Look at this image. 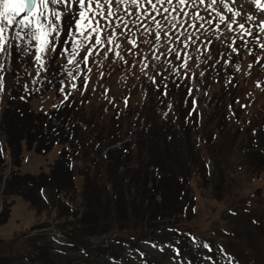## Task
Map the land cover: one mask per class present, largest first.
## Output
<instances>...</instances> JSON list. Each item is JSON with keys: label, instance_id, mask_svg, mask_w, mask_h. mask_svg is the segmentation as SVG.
I'll list each match as a JSON object with an SVG mask.
<instances>
[{"label": "trees", "instance_id": "16d2710c", "mask_svg": "<svg viewBox=\"0 0 264 264\" xmlns=\"http://www.w3.org/2000/svg\"><path fill=\"white\" fill-rule=\"evenodd\" d=\"M215 64L209 63L204 68L205 76L197 81L203 94H208L214 85L222 86L217 101L213 99L217 102L213 112L200 109L191 85L174 77L166 80V87L159 90L161 94L157 97L161 100L156 101V96L151 95L142 107L129 105L124 111L115 103L96 107L86 94L52 112L36 114L29 105L33 96L30 91L16 85L12 96L6 97L3 88L0 90V106L4 107L0 111V168L11 167L13 171L5 179L0 172L2 195L7 198L16 193L28 202H41L42 207L59 209L62 218H71V231L66 240L75 253L82 254L80 264H89L90 257H95L100 264H132L137 257V264H176L187 259L192 260L191 264L196 261L200 264V258H195L197 252L201 258L206 257L208 264H224L223 256L225 264H250L253 247L244 251L241 243L231 242L235 250L233 246L224 249L211 242L208 244L211 252L208 248L204 252L195 251L190 243L191 232L182 229L187 217L191 219L195 213L192 181L198 180L206 190L215 181L214 169L224 164L229 166L230 156L252 155L249 151L244 153V142L240 139L243 133H248L242 130L241 124L235 125L230 115L238 112L227 108V96L238 95L237 83L230 81L228 74L223 79L227 71L224 60ZM25 66L26 59L18 58L15 51L13 74L9 76L16 79ZM25 75L21 79L23 83ZM149 90L150 95L154 90L152 87ZM43 93L44 88L39 95ZM168 101L172 103V111L165 109ZM15 117L21 118L17 128L11 121ZM256 120L251 121L249 130L261 127L259 133L264 136V117ZM23 143L39 154L49 153L56 145L64 149L52 165L51 173L22 175L13 167H21ZM204 151L208 161L202 158ZM260 153L262 156L264 152ZM62 175L65 181L60 178ZM81 178L80 186L77 181ZM135 204L136 211L128 208ZM255 218L259 224L264 222V219L260 222L259 215ZM133 221L134 224L141 222V228L124 233L123 228H131ZM36 230L41 228L35 226L28 233H16L11 243L0 247V264H60L53 260L55 255L47 231L35 233ZM240 230H235L239 236ZM85 234L108 235V238L99 245L79 242L78 235ZM125 243H132L130 250H126ZM25 244L33 246L29 262L22 258L19 249ZM180 244L177 255L174 248ZM147 248L154 252L149 253ZM159 255L168 256L166 260L173 262L159 260Z\"/></svg>", "mask_w": 264, "mask_h": 264}, {"label": "rangeland", "instance_id": "374dc122", "mask_svg": "<svg viewBox=\"0 0 264 264\" xmlns=\"http://www.w3.org/2000/svg\"><path fill=\"white\" fill-rule=\"evenodd\" d=\"M103 2L104 0H101V3ZM259 5L257 0H217L215 4H212L211 0H205L203 4L197 0L195 4L186 3L184 5H179L178 0H172L171 4L165 3L163 6L157 4V8L163 13L161 15L152 11L150 5L147 4L137 9L130 4L116 5L115 0H113L112 11L115 15L109 17L108 21H101V24H120L119 17H123L125 22H131L128 23L127 28L121 25L115 31L111 26L103 28L100 38L102 40L110 39L112 43L108 44L96 45L95 34L91 36L89 41L80 39L77 34L80 43L87 46L80 50L76 60L79 61L85 56V53L92 52V55L87 58V67L84 64H79L77 70L76 64H69L66 59L59 58V49H57L55 58L51 54L47 57L51 64L46 75L44 73L47 71L40 70L39 65L35 62L37 53L34 50H32L33 55L27 57L30 61L33 77L36 75L35 77L41 78L43 74L45 75L43 80L38 82L39 84H33L37 91L44 88L42 95L37 94L36 91L38 97L31 103L36 112L52 110L69 101V98L78 91L80 94H89L96 107L104 103H115L123 111L129 105L142 107L152 97L151 95L156 96V101L161 100L157 95L161 94V88L166 87L165 81L172 79V77L185 80L191 85L200 109H208L213 112L222 86L214 85L208 94L206 92L203 94L196 82L205 76L204 68L208 67L209 63L216 62V66L218 61L224 60L226 63L224 69L227 71L222 70L225 72L223 79L228 74L230 81L231 79L236 81L235 91L238 93L237 96H234L230 91L232 94L227 96V108L238 112V114H232L230 111V115L233 116L234 124H241L242 130L248 133H243L240 139L244 142L242 143L244 144V153L249 151L252 155H248L246 158H242L237 153L230 156L228 158L229 166L224 164L225 167L222 165L221 168L214 169L215 181L206 190L200 181V184L198 180L192 181L191 186L194 189L196 199V206L193 209L195 213L191 219L187 217L186 225L182 223L184 225L182 229L185 230L184 232H191V235L194 236L195 239L190 243L195 248L197 241L201 246L214 241L223 243L230 249L233 246L231 242L238 241L242 244L243 250H249L250 246L253 247L254 253L251 256L250 264H264V222L259 224L255 221V215H259L260 222L264 219V167H259V165L264 164V153L262 156L260 153L264 152V136L259 133L261 127H254L255 129L249 130L252 127V120L264 117V47L261 46L264 44V30H262L264 28V24H262L264 22V10L261 7L264 6V0H259ZM164 7L168 8V12L163 11ZM93 8H95V4H93ZM104 9L105 16H107V4H104ZM145 9L151 14L145 15ZM60 11H66V9L60 8ZM129 11L132 15H128ZM197 13L203 19H198ZM221 15L226 18L224 22L220 20ZM138 16L141 22L137 21ZM172 17H176V19L172 20ZM16 19H20V17H16ZM65 19L68 23H72L70 15L66 16ZM96 19L99 20L100 17L97 16ZM170 20L172 23L169 22ZM229 20L232 22V31L226 27ZM157 22L164 26L163 30H159L158 36ZM173 24H175L174 28ZM241 24L244 26L243 28L240 27ZM248 30L251 31L252 35H247ZM189 33L192 35L189 36ZM11 34V32L7 33L9 36ZM85 34L88 35V33ZM254 37L256 38L254 39ZM133 41L137 47H133ZM62 43L63 37L61 38ZM234 48L238 51H233ZM169 49H176V52L169 51ZM197 49L199 50L197 51ZM250 52L251 54H249ZM115 53H120L123 59H120ZM226 58L227 60H225ZM5 61L6 73L12 74L11 70L9 71L10 56H7ZM145 64L148 65L146 69L144 68ZM181 64L187 66L181 67ZM87 68H91L92 71H87ZM68 71H72V76L68 75ZM73 76L77 79L73 80ZM150 76L154 77L155 83L149 79ZM7 78L10 87L17 84L15 81L18 78ZM61 81L64 83L61 84ZM72 83L77 84V89H72ZM85 84L87 85L86 88L84 87ZM149 87L154 90L150 92V95ZM69 93L70 95H68ZM164 94L167 95L166 92ZM65 95H68L67 99H65ZM3 109L4 107L0 106V111ZM165 109L172 111L173 107L170 101L165 102ZM161 114H163L162 111ZM20 120L21 118L18 117L11 120L13 126L17 128ZM61 150L62 146H57L49 153L39 154L34 150H25L24 145L21 167L13 168L22 175H38L43 172L49 174L52 165L60 158ZM204 152L202 158L204 161H208L207 152ZM210 159L212 160V155ZM6 160L10 164L9 157ZM240 161L243 166H240ZM77 169L78 167L75 168L76 174H78ZM12 171L11 167L0 168V172H3V179ZM60 178L65 181L64 175ZM77 182L81 186L82 178L78 179ZM1 192L2 184L0 183V247L11 243L16 233H28L37 226L42 231H47L55 255L53 260L56 263H81L82 254L75 253L76 251L70 247L66 240L71 231L69 226L73 222L71 218H62L59 209L42 207L43 203L41 202H28L23 197L17 196L16 193L5 198L6 196L2 195ZM36 198L39 199L38 196ZM31 199H35L34 196H31ZM78 201L83 205L82 198H79ZM128 208L135 211L138 209L136 204L134 207L128 206ZM185 218L180 217V219ZM146 222L147 220L144 219V223ZM140 226L141 222L136 224L135 221L134 224L133 221L131 228L125 227L123 232L132 233L137 228H141ZM239 229H241L240 236L235 232ZM41 230H36L35 233ZM246 230L253 235L247 234ZM234 233L238 237L237 240L233 237ZM185 235H182L184 239ZM78 237L79 242L86 241L90 245H99L108 238V235L91 236V234H85L83 237L82 235H78ZM131 244L125 243L127 251L131 249ZM148 245L149 243H147ZM181 245L174 248L175 254H179ZM233 248L235 250V246ZM5 249L7 250L8 247ZM19 249L22 251V258L27 261L34 253L33 246L30 244H25ZM148 252L153 253L154 251L149 248ZM96 255H98L97 252ZM199 256L196 255L195 258H199ZM157 257L164 262H173L166 260L168 256L159 255ZM78 259L79 262H76ZM187 260V264L192 261ZM137 261H139V257L132 264H137ZM244 261L246 262L245 257ZM89 262V264H100L99 261L96 262L95 257H90ZM24 264L31 263L24 262ZM176 264L181 263L176 262ZM204 264L207 263L204 262Z\"/></svg>", "mask_w": 264, "mask_h": 264}, {"label": "snow or ice", "instance_id": "6c2138e0", "mask_svg": "<svg viewBox=\"0 0 264 264\" xmlns=\"http://www.w3.org/2000/svg\"><path fill=\"white\" fill-rule=\"evenodd\" d=\"M199 3L203 4L205 0H198ZM165 3L171 4L172 0H115L116 5H132L137 9H140L142 5H150L151 10L157 12L158 14H163L160 12V9L157 8V4L163 6ZM195 4L197 0H178L179 5L184 4ZM212 4L217 3V0H211ZM95 4V8H93ZM104 4L108 5V15L105 16ZM113 0H104L101 3V0H0V73L4 70V59L7 56L13 54V49H15L18 54V58L22 57L27 59V57L33 55V51L37 53L35 55V62L39 65L40 70L48 71L50 68L51 62L47 57L51 54L54 58L57 56V49H59V58L66 59L69 64H76L77 70L79 64H84L87 67V58L92 55V52L89 51L85 53V56L82 57L79 61L76 60V57L79 56L80 50L84 49L87 45L80 43V39L84 41H89L91 36L95 34V43L96 45L112 43L110 39L102 40L100 38L103 28L111 26L113 31L116 28H120L123 25L127 28L129 22H125L123 17H119L120 24L111 25L105 24L102 25L101 21H108L109 17L115 15L112 11ZM259 5V0H257ZM264 10V6H261ZM60 8L66 9V11H60ZM183 10V9H181ZM164 12H168V8L164 7ZM175 11V8H173ZM24 14L21 16V14ZM151 13L145 9V15H150ZM70 15L72 23H68L65 19L66 16ZM128 15H132L129 11ZM169 15H171L169 13ZM187 15V13H185ZM99 16L100 19H96ZM20 17V19H16ZM198 19H203L197 13ZM155 19V17H153ZM176 17H172V20H175ZM223 15L220 16L221 22L225 21ZM251 19V17H249ZM137 21H140V17H137ZM172 23V21H169ZM211 23V21H209ZM231 21H227L226 27L229 31H232ZM264 24V22H262ZM15 25V27H13ZM173 28L175 24L172 25ZM163 25L160 22H157V36L159 30H163ZM195 27V25H192ZM241 28L244 26L241 24ZM131 31V29H128ZM264 30V28H262ZM11 32L9 36L7 33ZM85 33H88L86 35ZM79 35V38L77 37ZM123 34V33H121ZM189 36L192 34L189 33ZM247 35H252L251 31H247ZM63 37V43L61 44V38ZM117 38H119L117 36ZM256 37H254L255 39ZM147 42V41H145ZM133 47H137L135 41L132 42ZM247 44V41H245ZM264 47V44L261 45ZM119 47V45H118ZM199 49H197L198 51ZM169 51L176 52V49H169ZM233 51H238L233 49ZM251 54V52L249 53ZM120 59H123V56L120 53H115ZM135 55V53H133ZM191 59V57H188ZM181 67H186L187 65L181 64ZM62 67V66H61ZM147 64L144 65L146 69ZM87 71L91 72V68H87ZM143 71V69H142ZM159 74V73H158ZM68 75L72 76V71H68ZM77 77L73 76V80H76ZM150 80L155 83L154 77H149ZM64 81H61L63 84ZM4 80L3 76L0 75V90L3 89ZM71 87L73 90L77 89V84L72 83ZM86 88L87 85L85 84ZM63 91V89H61ZM70 95V93L68 94ZM68 95H65V99L68 98ZM127 104V101H125ZM155 247V245H153ZM208 248L209 252L212 251V248L207 244L204 245ZM162 250V249H161ZM221 251H223L221 249ZM211 260L212 257H207Z\"/></svg>", "mask_w": 264, "mask_h": 264}]
</instances>
